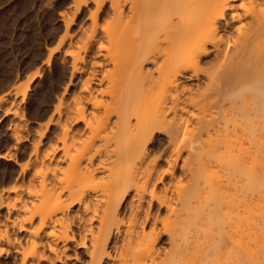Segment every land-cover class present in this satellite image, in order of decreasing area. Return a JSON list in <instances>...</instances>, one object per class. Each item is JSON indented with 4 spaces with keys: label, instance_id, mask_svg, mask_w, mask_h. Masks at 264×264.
<instances>
[{
    "label": "bare ground",
    "instance_id": "1",
    "mask_svg": "<svg viewBox=\"0 0 264 264\" xmlns=\"http://www.w3.org/2000/svg\"><path fill=\"white\" fill-rule=\"evenodd\" d=\"M67 10L57 139L0 192V264H264V0Z\"/></svg>",
    "mask_w": 264,
    "mask_h": 264
},
{
    "label": "rangeland",
    "instance_id": "2",
    "mask_svg": "<svg viewBox=\"0 0 264 264\" xmlns=\"http://www.w3.org/2000/svg\"><path fill=\"white\" fill-rule=\"evenodd\" d=\"M69 3L70 0H0V192L13 186L15 179L16 184L22 174V165L31 164L26 174L31 170V159L35 155L33 144L38 142L39 135H36L40 130L42 134L45 131L41 147L46 150L40 148L44 154L57 139L58 129L52 115L54 104L69 83L73 70L72 58L64 57L68 42L60 43L65 28L62 14L70 13ZM84 9L86 11L75 16L71 34L86 22L88 8ZM76 78L78 75L74 76L65 100L78 91L81 78ZM6 94H12L9 96L16 101L13 103L14 99L9 96L3 101ZM15 111L19 118L15 117ZM34 138L38 139L35 143ZM163 139L158 137L153 141L154 151L161 149L165 143ZM40 150L38 153L43 156ZM5 214V208H0V222L6 218ZM1 243L8 247L4 241ZM4 254L0 255L4 261L5 256L10 258Z\"/></svg>",
    "mask_w": 264,
    "mask_h": 264
}]
</instances>
